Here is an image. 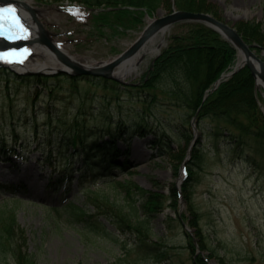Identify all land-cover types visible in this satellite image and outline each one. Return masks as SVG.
I'll list each match as a JSON object with an SVG mask.
<instances>
[{
  "label": "rangeland",
  "instance_id": "374dc122",
  "mask_svg": "<svg viewBox=\"0 0 264 264\" xmlns=\"http://www.w3.org/2000/svg\"><path fill=\"white\" fill-rule=\"evenodd\" d=\"M24 1L32 2V9L37 12V17L49 33L52 42L63 48L77 62L86 66H96L111 61L127 50L152 20L178 10L173 8L172 11H166L160 8L154 16L145 14L141 29L131 28L116 35H112L110 31H106L103 35H91L92 26L84 23V18L71 15L66 10L68 3L61 5L34 0ZM207 1L220 11L222 22L235 29V24L241 21H257L264 24V0ZM185 23L205 25L201 22H180L172 26L168 29L165 41L157 54L166 46L170 36L185 30L184 27H178ZM0 27H4L3 24L0 23ZM244 42L249 46L254 45L252 50L264 60L263 48L249 44L245 40ZM43 46L53 55L56 63L61 65L58 69H66L62 61L46 45L43 44ZM258 48H260L259 51L256 50ZM32 49L30 45L21 49L13 47L12 52H6L4 55L7 54L24 64L34 59L38 63L53 65V61L47 56H29V51ZM155 56H145L138 74L127 77L124 81L129 82V85L138 84V81L148 72ZM237 59L238 51L236 50L234 65ZM47 74L68 75L59 72ZM65 76L63 75L59 82H55L56 86L62 88L55 90L57 94L55 98L46 95L43 88H39L38 93H34L32 88L14 84H10L8 88L4 82H0V115L9 109L10 104L15 109L24 108L29 112L32 109H44L46 106H51L47 115L43 113L37 116L36 131L32 127L34 122L31 120L16 121L15 125L6 123L4 126L6 133L9 134V131L14 130L18 134L16 143L11 137H7L9 146L17 147V150L22 148V151L19 157L0 154V182L11 183L15 187L23 185L26 189L25 193L19 191L16 195L20 200L16 214L26 232L29 251L38 264H156L137 251V239L133 234L123 235L106 220L100 219L102 225L98 224L99 227L95 229L88 221L57 219L48 214L44 206H50L52 203L64 204L68 201L83 208L88 215H95L97 211L92 200L96 198V195L91 194L90 189L100 196L104 194L117 203L126 205L125 190L108 183L115 180L132 182L145 191L163 194L165 199L169 198L173 184L181 190L183 183L187 180L186 174L181 176L179 171L175 172L174 164L169 159L156 156L150 148L151 140H153L150 131L161 128L166 119L177 122L180 111L176 108L164 107V111L158 112L156 108H153L154 115H145L144 108L138 100L140 96L145 95L144 92L139 93L136 89L130 88L127 92L119 94V97L112 100L105 99L106 93L82 79L77 85L84 92L87 90L88 92L82 100H78L68 91L69 81ZM256 91L260 98V110L264 115V92L262 88H257ZM74 118L88 124L89 127L110 124L112 130L119 127L120 132L116 143L121 151L126 152L116 157L114 163L125 164L127 168L113 167L105 172L107 176L98 177L95 182L87 176L88 178L81 183L80 175L84 172L89 175L88 169L82 165L80 155H73L71 157L73 181L70 192L63 195L60 190L57 193L48 194L47 176L55 165L61 166L65 159L54 153L51 158H48V152H56L57 145L43 142L39 146V143L49 137L50 131L53 132L52 136L60 135L63 129L72 124ZM57 121L66 125L60 126ZM48 122H51L53 129L48 128L46 125ZM142 125L147 129L144 136L139 133V126ZM196 134L195 143L200 141L203 145L204 139H201L197 126ZM176 145L172 144L174 148ZM228 148L227 143L221 142L218 150L215 151L210 144L205 143L200 166L191 182H186L189 184L187 191L199 214V225L210 250L230 264H264V157L256 156L257 165L250 166L239 159L237 154L229 152ZM68 153L65 151L64 154ZM185 158L182 165L187 166L191 160L190 158L185 160ZM93 170V174H99L98 171ZM180 179L181 182H179ZM133 191L136 190L133 188ZM0 201H11V197L3 193L0 195ZM170 203V199L165 200L166 206ZM186 209L187 202L182 198L176 210L166 207L163 212L150 220V238L152 241L162 242L169 249L171 264H193L191 255L185 250L187 231L178 219V216L183 213L186 218H191V214ZM140 218L143 219L141 213ZM104 230L109 231L110 234L105 233ZM200 252L197 248V254ZM208 254L209 251L203 252L205 256ZM209 263L217 264V261L212 259Z\"/></svg>",
  "mask_w": 264,
  "mask_h": 264
},
{
  "label": "trees",
  "instance_id": "16d2710c",
  "mask_svg": "<svg viewBox=\"0 0 264 264\" xmlns=\"http://www.w3.org/2000/svg\"><path fill=\"white\" fill-rule=\"evenodd\" d=\"M34 1L61 5L68 3L66 10L71 15L84 18V23L92 26L91 35H103L106 31L116 35L131 28L141 29L145 14L154 16L160 8L166 11L176 8L181 11L211 14L222 21L220 11L207 0ZM178 27H184L185 30L170 36L168 43L153 60L148 72L138 81V84L123 85L110 79L93 76L17 75L2 67H0V82H4L8 88L10 84L32 88L34 93H38V89L43 88L46 95L55 98L57 95L55 90L61 87L56 86L55 82H59L64 75L69 81L68 91L78 100H82L88 92V90L84 92L77 85L82 79L106 93L105 99L112 100L119 97V94L127 92L130 88L136 89L139 93L144 92L145 95L140 96L138 100L145 109H143L145 115H154L153 108H156L158 112L164 111V107L178 109L180 114L177 122L166 119L161 128L150 131L153 137L151 150L156 153V156L169 159L177 173L193 139L191 121L194 118L204 143L203 145L200 141L195 143L190 164L186 166L188 177L181 188L182 197L187 202L186 211L191 214V218H186L183 213L177 214L178 219L184 225L186 218V224L194 232V237L188 232L185 233L187 237L185 250L191 255L193 264H210L212 259H216L217 264H230L209 249L199 225V214L187 191V186L189 187L187 183L191 182L200 166L205 143L210 144L212 149L217 151L221 142H225L229 146V152L237 154L239 159L250 166L257 165L256 156L264 157V115L259 106L260 98L256 91L255 78L246 67L222 81L215 90L210 91L219 77L229 72L234 66L236 50L218 33L203 24L185 23ZM235 27L243 40L264 49L263 23L241 21L237 22ZM260 48L256 50L259 51ZM52 100L55 101V99ZM49 107L51 106H46L44 109H32L29 112L24 108L15 109L10 104L9 109L0 115V154L17 155L18 153L16 148H11L6 142L7 137H11L15 143L18 139V134L14 130L9 131V134L5 132L6 123L15 125L16 121L31 120L34 122L32 127L36 131L37 116L43 113L47 115L50 111ZM59 123L60 126L66 125L61 121ZM59 123L57 121L58 125ZM46 125L50 130L53 129L51 122ZM139 128V133L144 136L147 129L143 125ZM119 132L120 128L112 130L111 124L89 127L88 124L79 122L77 118H74L72 124L63 129L60 135L52 136L53 132L50 131L49 137L40 142L39 146L43 142L56 144L54 153L63 157L65 161L59 167L54 166L47 177L48 194H54L60 190L63 195L70 192L73 181L71 158L73 155L81 156L84 166L88 169V176L93 182L98 177L107 176L105 172L113 167H124L125 164L114 163L116 157L126 152L121 151L116 143ZM173 143L177 144L175 148L172 146ZM65 151L69 153L65 155ZM51 153L48 152V157ZM93 169L99 174H93ZM85 178L87 175L80 176L81 183ZM109 183L125 190L126 205L119 204L104 194L100 196L90 189L89 192L96 195V198L92 200L97 211L95 215H88L83 208L71 202L52 203L44 208L48 214L57 219L88 221L95 229L99 227L98 224L102 225L100 219L106 220L123 235L133 234L137 239V251L143 253L146 258L156 264H171L169 249L162 242L151 240L149 224L151 218L163 212L166 207L176 210L180 192L175 184L170 188L169 198H166L170 199L171 203L166 206L163 194L145 191L129 181L123 183L110 181ZM133 188L136 191H133ZM19 191L26 192V189L23 185L15 187L12 184L0 182V194L9 192L10 197H13L11 201L0 202V264H38L29 251L26 232L16 214L19 205L16 194ZM140 213L143 219L140 218ZM104 232L110 234L107 230ZM197 248L201 251L199 254H197ZM206 251H209L207 256L203 255Z\"/></svg>",
  "mask_w": 264,
  "mask_h": 264
},
{
  "label": "water",
  "instance_id": "95a60500",
  "mask_svg": "<svg viewBox=\"0 0 264 264\" xmlns=\"http://www.w3.org/2000/svg\"><path fill=\"white\" fill-rule=\"evenodd\" d=\"M0 10H2L7 15H9L10 12L12 15L14 14L19 15L18 12L26 11L30 15V17L37 19L36 11H34L31 7L27 6L24 0H0ZM23 21L25 20L23 19ZM180 22L204 23L205 25H207L208 27L212 28L217 33H219L224 40L229 42L238 51V54L241 51L245 55V61L242 63V65L235 66L231 72L227 73L226 75L220 76V78L215 82L212 90H214L222 80L232 76L243 67H247L255 79H260L262 81L263 85H261V87L264 90V60L259 58L254 53V51L252 50V48L255 47L254 45L252 46L247 45L234 27L228 25L227 23L219 21L218 19L214 18L209 14L193 13V12L180 11V10H175L168 15L152 20L151 23L144 28L139 38L127 50L119 54L111 61L104 62L96 66H86L71 59L59 48V46H57V44L52 42V40L49 37V33L43 27L42 23L38 21V26H39L38 30L40 36L37 37V42L40 43L41 45L43 44L46 45L54 53V55H56L59 58V60L62 61L66 69H60V70L54 69L49 72H43V71L32 72V71L22 70L21 73L47 74V73L59 72V73H67L72 76L103 77L105 79H110L116 82L125 83L124 80L116 76V73L119 70V68L123 64H125V62L132 59L136 54H139L140 51L146 46V44L150 40L155 38L159 33L168 30L169 28ZM0 36L4 41L2 43L0 42L1 53H4L7 50L12 52L13 47L21 49L22 47L31 45L32 43V38L29 41H20V40L11 41V40H6L5 34L0 33ZM159 54H157L155 57H157ZM19 65L22 66L21 64ZM0 66L8 67L11 70H13V68L8 64L0 63ZM256 87H259L257 83H256ZM195 140H196V134L194 135V140L190 144V147L188 149L186 160L190 156L191 149Z\"/></svg>",
  "mask_w": 264,
  "mask_h": 264
},
{
  "label": "bare ground",
  "instance_id": "6f19581e",
  "mask_svg": "<svg viewBox=\"0 0 264 264\" xmlns=\"http://www.w3.org/2000/svg\"><path fill=\"white\" fill-rule=\"evenodd\" d=\"M26 5L32 8V2L31 1H27ZM12 9V8H11ZM1 12V19H3L5 21L4 18H7L6 16H8L7 14H5L2 10H0ZM19 15L14 14L12 15L11 12L9 13V15L11 17H16L18 19H24L25 21H22L23 26L25 27V29H23V32L16 34V31H14L13 36H5L6 40H20V41H29L32 38V43H31V47L33 48L32 50H34V53H31L33 55H30L31 57L35 56V57H40V56H47L49 57L52 61H53V65H48L46 63H38L37 61H35L34 59H32L31 61L29 60L28 62H26L25 64L23 62H21L18 59H11V56H8L7 54L4 55V53L9 52V50L5 51L4 53L0 52V63H4L6 64V62L14 69L16 70H26V71H43V72H49L51 70L54 69H58L61 68V65H59L58 63H56V60L54 59L53 55L50 54V52L47 50V48L43 45H41L40 43L37 42V37L40 36L39 34V26H38V21L39 17H37V19L30 17V15L26 12V11H21L18 12ZM37 14V12H36ZM38 15V14H37ZM41 22V21H40ZM167 31H164L162 33H159L155 38H153L152 40H150L146 46L140 51L139 54H136L132 59L128 60L127 62H125V64H123L119 70L116 73V76L122 80H125L127 77H133L136 76L139 72L140 69V64L142 63V60L145 56H150L153 57L157 54L158 50L160 49V47L163 45L164 41H165V36L167 34ZM0 42H4L2 37H0ZM59 48L66 54L68 55V53L66 51L63 50V48H61L59 46ZM31 52V51H29ZM71 59H73L74 61H77L73 56L68 55ZM245 61V55L243 54V52H239L238 54V59L237 62L235 64V66H240L242 65V63ZM16 62H21V66L16 65ZM234 66V67H235ZM256 83L261 86L263 85L262 81L260 79H255Z\"/></svg>",
  "mask_w": 264,
  "mask_h": 264
}]
</instances>
